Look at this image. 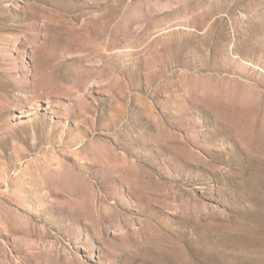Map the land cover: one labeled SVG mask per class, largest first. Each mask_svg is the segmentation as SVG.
Returning a JSON list of instances; mask_svg holds the SVG:
<instances>
[{"label": "rangeland", "instance_id": "rangeland-1", "mask_svg": "<svg viewBox=\"0 0 264 264\" xmlns=\"http://www.w3.org/2000/svg\"><path fill=\"white\" fill-rule=\"evenodd\" d=\"M0 264H264V0H0Z\"/></svg>", "mask_w": 264, "mask_h": 264}]
</instances>
